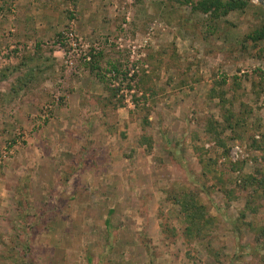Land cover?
Returning a JSON list of instances; mask_svg holds the SVG:
<instances>
[{
    "label": "rangeland",
    "instance_id": "obj_1",
    "mask_svg": "<svg viewBox=\"0 0 264 264\" xmlns=\"http://www.w3.org/2000/svg\"><path fill=\"white\" fill-rule=\"evenodd\" d=\"M258 29L264 0L213 19L0 0V264H264V196L244 185L264 176ZM190 189L202 238L176 200Z\"/></svg>",
    "mask_w": 264,
    "mask_h": 264
},
{
    "label": "trees",
    "instance_id": "obj_2",
    "mask_svg": "<svg viewBox=\"0 0 264 264\" xmlns=\"http://www.w3.org/2000/svg\"><path fill=\"white\" fill-rule=\"evenodd\" d=\"M181 4H191L195 11L208 14L210 18H217L227 15L229 12L237 9H244L248 5V0H175ZM249 37L254 41L264 39V29H258L251 33ZM92 69H95L93 67ZM215 94V93H214ZM234 118L231 113L227 121L232 126L230 119ZM215 129L211 124L207 127V132H213ZM219 132H217L218 134ZM220 135V133H219ZM222 145L226 143L220 141ZM244 185L252 186L251 196L254 198L256 195L264 196V176L252 175L244 179ZM197 191L190 189L183 192L181 195L176 196L177 202L181 206L182 213L184 214L187 222V235L192 238L204 237L213 228L214 219L209 215L208 207L199 197ZM245 212L241 213L242 218H245ZM244 221H242L243 223ZM261 234L264 235V229H261Z\"/></svg>",
    "mask_w": 264,
    "mask_h": 264
},
{
    "label": "built area",
    "instance_id": "obj_3",
    "mask_svg": "<svg viewBox=\"0 0 264 264\" xmlns=\"http://www.w3.org/2000/svg\"><path fill=\"white\" fill-rule=\"evenodd\" d=\"M72 36V35H71ZM74 46H76V44H74Z\"/></svg>",
    "mask_w": 264,
    "mask_h": 264
}]
</instances>
